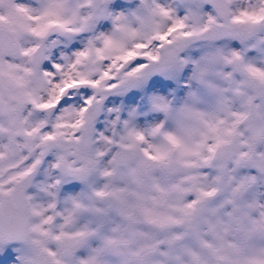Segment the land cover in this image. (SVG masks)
Masks as SVG:
<instances>
[{"label":"snow or ice","instance_id":"obj_1","mask_svg":"<svg viewBox=\"0 0 264 264\" xmlns=\"http://www.w3.org/2000/svg\"><path fill=\"white\" fill-rule=\"evenodd\" d=\"M0 264H264V0H0Z\"/></svg>","mask_w":264,"mask_h":264}]
</instances>
